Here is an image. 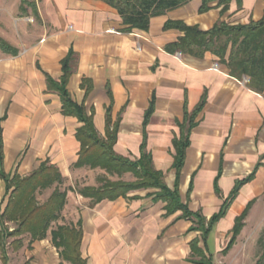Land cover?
Instances as JSON below:
<instances>
[{
	"label": "crops",
	"instance_id": "0c3cea01",
	"mask_svg": "<svg viewBox=\"0 0 264 264\" xmlns=\"http://www.w3.org/2000/svg\"><path fill=\"white\" fill-rule=\"evenodd\" d=\"M220 1L211 0L210 8L200 11L203 0H190L153 16L148 30L127 32L117 9L104 0H20L14 17L23 19L22 29L16 34L0 24V35L15 49L0 48V213L10 197L1 172L24 176L48 161L59 168V186L68 191L44 238L32 240L25 233L8 239L9 264H70L53 243L52 229L59 224L82 229L81 252L88 264H204V259L225 264L239 251L252 210L264 198V94L231 75L211 51L198 56L165 49L184 34L166 27L170 21L209 30L219 21L248 23L264 16V0H230L227 8ZM70 52L67 89L72 98L84 102L88 113L95 110L94 124L102 137L111 107L112 125L118 121L119 126L114 145L119 155L140 158L146 137L153 165L172 189L179 123L185 109L196 108L206 94L180 172L182 202L208 219L237 181L255 171L209 234L197 217H185L181 209L169 212L158 188H137L99 201L80 193L85 186H102L106 179L133 181L136 176L76 165L81 148L76 132L82 123L63 114L60 94L47 79L49 75L60 81ZM217 177L222 194L215 190ZM55 187L48 189L52 193ZM251 202L240 233L227 248L236 218ZM6 227L12 231L15 223L0 220V231ZM17 238L19 244L12 243Z\"/></svg>",
	"mask_w": 264,
	"mask_h": 264
},
{
	"label": "trees",
	"instance_id": "16d2710c",
	"mask_svg": "<svg viewBox=\"0 0 264 264\" xmlns=\"http://www.w3.org/2000/svg\"><path fill=\"white\" fill-rule=\"evenodd\" d=\"M117 9L124 24L127 27L124 31L132 32L134 29L148 30L150 20L153 16L161 15L168 10L184 5L190 0H104ZM211 0H203L200 11L210 8ZM25 2V0H23ZM227 8L230 0H221ZM241 3V0H238ZM166 27H175L184 34L176 42L169 43L165 49L170 52L187 51L194 55L202 56L205 52L211 51L219 57L220 62L226 64L231 75L237 78L249 77L248 86L253 90L264 94V16L259 20H252L248 23L231 24L227 21L217 22L209 30H201L197 25H187L180 21H170ZM0 48L6 52H15L14 47L0 35ZM73 52L63 60L64 74L60 81L47 75L49 87L59 92L62 100V112L64 115L76 117L82 125L78 127L76 136L81 143L77 166H90L91 168L100 167L108 173L122 175L125 172H133L136 180L127 181L122 179H106L100 187L85 186L80 190L84 196H89L99 201L103 198H117L126 195L129 191L137 188L154 187L159 189V197L168 202V211L175 212L183 210V216H195L200 222L204 223L205 233H210L214 225L226 215L231 202L238 194L241 186L250 181L255 176L253 171L246 178L237 181L228 198L222 204L220 210L210 218H206L200 212L191 211L186 203L180 198L178 189L180 172L184 165L185 151L190 144V130L197 122L195 117L203 108L206 102L204 94L201 102L193 112L185 114L184 121L180 124L181 137L174 138L176 155L174 167L177 170L174 189L170 188L164 180L162 171L157 170L153 165V159L146 150V137L141 144L142 155L140 158L132 160L129 157L119 155L114 145L117 141L118 121L112 125L111 107L107 110L106 137H102L95 124L92 108L88 113L85 103L75 101L67 84L71 75L69 60ZM111 95V92H110ZM154 100L146 112V122L153 111ZM186 131L183 138L184 130ZM4 142L0 135V162L4 160ZM1 176L6 181V189L10 192V197L4 211L0 213V220L13 221L15 228L10 231L8 227L0 231V250L3 264H9L7 254V242L10 237H19L22 234L30 233L32 240L44 238L52 223L61 213L67 198V189H61L59 184L63 176L58 167L44 161L33 172L27 175L18 173L11 176L1 172ZM215 180V190L220 194V188ZM53 185H56L50 196L44 201L39 202L37 193L42 192ZM193 188V178L189 185V194ZM188 194V195H189ZM252 202L246 207L243 213L236 219L234 225V235L227 248L235 242L238 233L243 227V220L248 214ZM83 232L76 226L59 224L52 229V239L55 246L62 248L64 258L70 264H88L82 256ZM20 239L13 240L12 243L19 244ZM199 262V261H198ZM201 263V262H199ZM204 264H211V261L204 259ZM256 264H264L261 258Z\"/></svg>",
	"mask_w": 264,
	"mask_h": 264
},
{
	"label": "rangeland",
	"instance_id": "374dc122",
	"mask_svg": "<svg viewBox=\"0 0 264 264\" xmlns=\"http://www.w3.org/2000/svg\"><path fill=\"white\" fill-rule=\"evenodd\" d=\"M19 1L20 0H0V8L1 7L5 8V10H0V24L9 26L11 32L16 34L19 29H22L23 26V19L20 17L19 18L14 17L15 16L14 12L17 9L16 7H18L19 5ZM16 20H18L17 24H16ZM194 109L190 110L187 107L185 109V114L190 115ZM200 112L201 110L197 113L195 117L196 122L198 121L197 117ZM180 123H182V121H180ZM186 131H188V128L184 130L183 138H185V135L187 134ZM181 136H182L181 134L176 135L175 138H180ZM189 140L191 142V130H190ZM173 155L175 156L176 153H174ZM192 178H194V175L192 176ZM190 179H191V175H190ZM189 180H188V184H189ZM50 193H51V189H46L42 192H38L37 193L38 201L39 202L45 201ZM220 193L222 194V191H220ZM247 225H248L247 234L249 235L246 234V236L242 238L241 240L242 243L239 245L240 248L239 251H237L235 254L232 255L231 260L228 259L227 261H225V264H256L259 259L261 258L264 259V198H261L257 201L251 213V220Z\"/></svg>",
	"mask_w": 264,
	"mask_h": 264
},
{
	"label": "built area",
	"instance_id": "2783aa9c",
	"mask_svg": "<svg viewBox=\"0 0 264 264\" xmlns=\"http://www.w3.org/2000/svg\"><path fill=\"white\" fill-rule=\"evenodd\" d=\"M244 81H245V82H248V81H249V77L245 76V77H244Z\"/></svg>",
	"mask_w": 264,
	"mask_h": 264
}]
</instances>
